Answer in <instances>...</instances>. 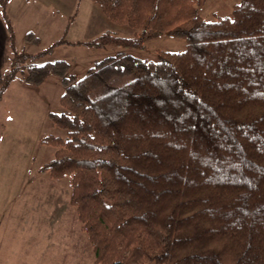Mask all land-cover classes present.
Segmentation results:
<instances>
[{
  "label": "trees",
  "instance_id": "trees-1",
  "mask_svg": "<svg viewBox=\"0 0 264 264\" xmlns=\"http://www.w3.org/2000/svg\"><path fill=\"white\" fill-rule=\"evenodd\" d=\"M0 0L12 57L0 71V100L24 81L60 79L66 136L39 168L69 177V202L96 264H264V0H238L206 20L205 0H91L113 23L86 44L141 48L171 35L185 41L156 59L119 52L81 78L65 60L38 63L19 51ZM24 40L39 44L31 31Z\"/></svg>",
  "mask_w": 264,
  "mask_h": 264
},
{
  "label": "rangeland",
  "instance_id": "rangeland-1",
  "mask_svg": "<svg viewBox=\"0 0 264 264\" xmlns=\"http://www.w3.org/2000/svg\"><path fill=\"white\" fill-rule=\"evenodd\" d=\"M65 2L64 26L62 20L55 18L57 26L46 27L45 23L52 19L43 16L40 46L47 49L57 40L65 42L52 46L49 53L37 61L41 64L65 60L70 65L69 73L76 78H81L94 62L119 52L155 60L158 50L185 48L183 39L165 34L145 40L141 48L90 46L86 42L103 32L130 37L134 29L107 18L105 22L99 21L93 7L100 15L103 13L91 0ZM237 2L205 0L200 14L206 20L229 16ZM92 23L97 25L95 31L90 29ZM26 26H17L16 46L19 51L28 53L35 46L23 40ZM24 82L26 88L19 92L13 90L4 100V115L0 114L3 121L6 116L10 120L5 130L0 131V254L6 261L16 254L20 259L28 258L26 261L32 264H96L87 236L69 202L70 178L54 179L39 171L55 151L54 146L41 144L39 138L49 134L66 136V131L53 125L47 116V112L62 111L59 97L63 86L60 79L51 74L40 84Z\"/></svg>",
  "mask_w": 264,
  "mask_h": 264
},
{
  "label": "crops",
  "instance_id": "crops-1",
  "mask_svg": "<svg viewBox=\"0 0 264 264\" xmlns=\"http://www.w3.org/2000/svg\"><path fill=\"white\" fill-rule=\"evenodd\" d=\"M65 1L66 0H10L7 5V13L14 31L15 46L18 39L17 26L26 24L27 26L24 32L22 33L23 40L25 34L29 31L33 32L39 39V44L37 45L31 44L24 40L25 43L35 46L34 49L28 50L29 51L28 53L35 54L40 50H43V48L40 46L41 33H42L41 26H42V20H44L43 16L47 18L51 17L52 19L48 23L47 22L45 23L46 27H52V28L56 27L57 24L56 21H54L55 18L57 20L58 19L62 20L63 21L62 25L64 26L63 8L65 9V3H66ZM93 11L97 13L100 19L99 21L105 22L107 20L105 16L100 15L101 13L98 12L95 7H93ZM96 28L97 25H94V23H92L90 29H92V31H95ZM16 49L18 50L17 46ZM12 55L13 53L10 49L8 33L6 31L5 23L2 20L1 11H0V71L6 70L8 68ZM24 83H25L24 73L23 74L18 73L17 77L8 86L2 99L0 100V114L2 113L4 115L3 110L6 109L4 100L8 97L9 94L12 93L13 90H15L16 92L24 90L26 88L25 87L26 85H23ZM48 114L49 112H47V116ZM7 119H8L7 116L4 118V121L3 119L0 118V131L1 129L5 130L6 123H10V120ZM45 240L48 244L47 239ZM40 254L43 255L42 251ZM13 256H11L12 260L10 258L9 261H6L7 258L2 257V255L0 254V264H7V262H10L9 264H32V262L26 261V259L28 260V258L20 259V257H18V255L16 254H14ZM47 256L49 257V254Z\"/></svg>",
  "mask_w": 264,
  "mask_h": 264
}]
</instances>
